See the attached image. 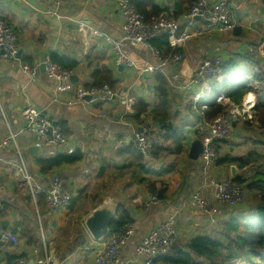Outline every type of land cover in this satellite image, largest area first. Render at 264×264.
<instances>
[{"label": "crops", "instance_id": "crops-1", "mask_svg": "<svg viewBox=\"0 0 264 264\" xmlns=\"http://www.w3.org/2000/svg\"><path fill=\"white\" fill-rule=\"evenodd\" d=\"M150 1L169 15H176L182 31L192 29L195 32L199 29L200 21L187 28L182 19L193 0ZM225 1L237 27L222 34H196L192 40L178 47L187 67H194L197 62L214 56L226 62L232 59L242 61L247 47L263 42L264 0ZM49 7V0H0V19L16 33L21 50L19 61L0 58V100L12 130L22 129L20 113L26 106H33L62 125L68 145L62 148L61 153H78L82 159L41 174L33 165L34 160L52 158L58 153V148L46 147L31 155L28 149L32 145V136L22 132L19 142L35 184L48 189L52 179L59 177L62 186L71 194L72 202L58 212H49L43 199H40L36 216L27 190L16 182L13 175L11 164L15 161L14 152L0 148V204L3 206L0 209V232L8 231L17 238L15 244L2 245L0 262L24 258L29 264H41L45 257L42 238L48 257L53 260L51 264H93L91 249L95 241L84 228V220L94 209L112 199L118 201L115 220L118 210L123 207L136 227L134 236L122 249L120 264H143V260L134 254L137 244L149 230L170 217L174 220L178 240L184 243L196 236L220 231L222 225L233 218L243 222L250 217L249 192L244 189L245 184H240L244 199L238 213L234 209L218 206L212 220L189 205V200L194 194L212 199L214 190L210 181L231 180L232 166L236 168V177L250 178L264 154V139L256 119L255 125L238 124L228 139L216 144L218 160L226 157L241 158L242 161L218 163L208 174H203L199 159L190 160L188 154L192 143L198 141L193 127L200 119H205V111L194 110L188 105L190 96L180 90L185 81L180 66L169 64L158 67L152 74L151 83L143 87L136 71L115 66L114 57L102 40L80 32L82 22L86 27L119 39L122 20L113 0H64L59 11L60 19L47 14ZM123 51L137 66H157L148 49L125 44ZM52 55L77 64L72 70L76 78L70 82L72 88L92 84V75L98 67H105L114 82L112 100L93 104L64 102V99L72 97L71 90L59 91L58 84L40 71L43 61ZM23 61L38 67L36 82L31 83L20 71L19 64ZM242 66L246 68L244 77L252 75L253 66ZM158 75L166 79L170 88L169 124L175 131L173 135L180 138V152L175 153V143L169 140L168 153L158 162L152 160L145 165L133 156V152L137 153L133 135L148 120L144 125L134 121L133 106L136 98L142 99L148 106L156 103L152 85ZM221 94L224 95V92L211 91L204 102L208 106L209 99L215 100ZM244 96L245 93L241 98ZM157 132L159 136L162 134ZM6 134V125L0 118V141ZM171 158H176V162ZM177 158L180 161L185 159L187 163ZM151 194H156L159 202L146 206ZM154 264L169 263L157 260Z\"/></svg>", "mask_w": 264, "mask_h": 264}, {"label": "built area", "instance_id": "built-area-1", "mask_svg": "<svg viewBox=\"0 0 264 264\" xmlns=\"http://www.w3.org/2000/svg\"><path fill=\"white\" fill-rule=\"evenodd\" d=\"M21 1V0H16ZM64 0H49L50 8L47 13L60 18V7ZM118 14L121 17V37L115 39L103 32L91 31V36L102 40L109 48L114 57L116 67H123L127 70H134L142 86L145 87L150 81V74L154 67H138L134 61L129 58L123 51L125 44L131 46H141L148 49L153 58L157 61L158 66L163 67L169 64H177L180 66L181 74L187 72L188 68L180 53L174 54L170 59L162 61L160 53L157 49L150 45V42L158 37L162 32L167 33V43L170 47H180L187 41L192 40L194 35H206L211 32L227 33L233 31L236 27V21L232 15L230 6L225 0H193L186 8V12L182 19L186 23L187 28H191L196 21H200V26L197 31L183 30L178 34L180 22L174 19H169L163 15L152 16L146 19L142 14L136 11L130 0H113ZM53 16V17H54ZM80 30L83 32V25L80 24ZM19 51L18 39L16 33L9 28L2 19H0V58L4 61H16ZM246 53L251 57H259L264 59V40L257 46L246 48ZM44 69L47 76L62 85L69 83V78L72 71L63 68L49 59L43 61ZM224 60L214 56L195 64L191 74L187 73L184 83L180 86V90L184 95L190 96L191 107L194 110L204 112L207 109V95L212 90L213 83H221L225 79L222 71ZM260 69L259 66H257ZM20 71L26 75L31 83L37 81L38 67L31 66L25 62L19 64ZM249 82V91L238 103H234L230 98L221 94L216 99V104L224 108V112L215 117L212 121L200 119L193 127V131L199 138L202 145L201 152L198 156L200 171L203 174H208L216 165L219 158L217 151V143L226 140L231 136L234 123L249 122L256 124L255 116L252 120V108L257 99L256 86H263L264 83H259L252 75L245 77ZM59 91L71 90L73 93L69 99H64L68 104H93L103 101L112 100L114 93L110 85L102 82L99 85L84 88L77 86L57 87ZM66 89V90H65ZM85 97H89L85 101ZM203 102L204 105L196 106V103ZM227 106L226 108L224 106ZM106 116L105 113H102ZM23 121V127L19 131H14L10 128L6 119L4 105L0 100V118L6 125L7 134L0 141V148L11 149L15 154V161L11 164V169L16 182L23 186L28 193L30 203L33 205L36 216L38 215V197L44 196L45 205L49 212H58L66 208L71 199L70 192L61 184L59 177L52 179L48 189L35 184L32 175L29 171L22 145L19 142V137L22 132L30 133L32 136V145L43 149L46 147L64 148L67 147L68 141L64 136L60 125L50 119L43 111L36 109L33 106H26L20 113ZM201 118V117H200ZM155 134L148 125L141 126L134 133V148L142 157L145 164H149L151 160V149L154 143ZM213 188V198H206L199 194H194L189 200V205L199 209L213 220L218 212V206H225L230 209L237 208L243 199V191L240 186L231 182V180L210 181ZM158 197L156 194H151L147 198L146 206L156 205ZM0 209L3 206L0 204ZM38 220V218H37ZM41 229V224H39ZM136 227L134 223H128L122 226L117 231L108 234L103 240L95 242L92 247L93 264H120L121 252L127 241L135 234ZM177 230L173 218H168L164 222L149 230L137 244L134 254L136 258H141L143 264H154L161 257H170L172 255V247L177 241ZM44 260L41 264H51L53 260L48 257V250L43 239ZM17 242L16 236L8 231L0 232V248L4 244ZM0 264H29L24 258H18L11 262H0Z\"/></svg>", "mask_w": 264, "mask_h": 264}, {"label": "trees", "instance_id": "trees-1", "mask_svg": "<svg viewBox=\"0 0 264 264\" xmlns=\"http://www.w3.org/2000/svg\"><path fill=\"white\" fill-rule=\"evenodd\" d=\"M130 2L136 11L146 19L158 15H163L169 19L176 17V15L171 16L159 9L150 0H130ZM174 20H177V17ZM180 32H182L181 28H179L178 34ZM150 45L159 51L162 61L170 59L176 53H180L178 47L172 48L169 46L166 32H162L158 37L153 39ZM49 60L70 70H73L77 65L75 62L58 58L55 55L50 56ZM242 64L247 68L253 66L254 69L259 66L260 69L256 74L252 72V76L259 83H264V59L251 57L245 51L242 55V61H235L234 59L228 62L224 61L222 71L225 79L221 83H213L211 91L214 93L224 92L225 96L230 98L234 103H238L241 100V95L249 91L248 86L250 84L244 77L246 76V68L244 69ZM92 80V84L83 87L87 89L102 82L108 83L111 87L114 84L111 73L103 66L98 67V70L92 75ZM153 80L152 88L156 92V103L148 106L142 99L136 98L132 119L140 125H144L147 120H150L154 125H158V131L162 134L156 137V142L152 149V160L158 162L162 156L168 153L170 145L168 146L167 143L169 140L175 143L176 147L174 146L173 148L175 153L180 152V138L177 135H173L175 131L172 125L169 126L171 118L168 113L170 90L168 83L162 75L156 76ZM256 94V121L264 139V84ZM223 112L224 108L216 104L215 100L211 98L204 113L205 119L212 121ZM243 123L249 122L245 121ZM238 124L242 123H234L233 127H237ZM133 156L135 158L138 157V162H141V156L138 153L133 152ZM81 159L82 156L78 153L70 155L57 153L52 158L35 159L33 165L41 174H46L58 166L73 164ZM241 161V158L229 159L224 157L222 160H217L216 164H230ZM231 182L238 186L245 184L244 189L249 192V211L251 216L243 219V222H239L236 218H233L222 225L220 231L211 233L210 235L196 236L186 243L177 239L172 247V255L170 257H161L157 260H163L169 264H264V154L260 157L259 164L256 165V169L248 180L236 177L232 178ZM40 199H43L45 202L44 196L40 195L38 197V206ZM243 199L241 204L237 208H234L236 213L241 212L240 208L243 207ZM71 202L70 199L69 203ZM132 221L130 215L121 207L118 210L117 219L109 226V234L128 223H133Z\"/></svg>", "mask_w": 264, "mask_h": 264}, {"label": "water", "instance_id": "water-1", "mask_svg": "<svg viewBox=\"0 0 264 264\" xmlns=\"http://www.w3.org/2000/svg\"><path fill=\"white\" fill-rule=\"evenodd\" d=\"M21 56V50L17 53V59ZM40 71H44V65L42 64L40 67ZM174 74V73H173ZM76 79L74 76L70 77V81ZM90 98L85 97V101H88ZM170 125V124H169ZM155 127L158 128V125L155 124ZM202 145L200 142L195 141L192 143L189 151L190 160L196 161L200 152ZM42 149L30 147L28 149V153L31 155H36ZM62 152V148H58V153ZM230 175L232 178H236V168L230 167ZM118 201L116 199H112L111 201L105 203L104 205L97 207L94 209L84 220V228L89 234L90 238L95 242H99L103 240L109 234V226L112 222L115 221L116 216V208ZM15 231H13V234Z\"/></svg>", "mask_w": 264, "mask_h": 264}, {"label": "rangeland", "instance_id": "rangeland-1", "mask_svg": "<svg viewBox=\"0 0 264 264\" xmlns=\"http://www.w3.org/2000/svg\"><path fill=\"white\" fill-rule=\"evenodd\" d=\"M64 2V1H63ZM48 15L49 14H51V13H47ZM49 16H51V15H49ZM54 16V15H53ZM52 16V17H53ZM55 17V16H54ZM60 18H61V16H60ZM59 18V19H60ZM80 24L81 25H83V28H84V31L82 32L81 30H80V32H82L81 34H86V35H90L91 34V31H99V30H97V29H94V28H90V27H86L82 22H80ZM99 32H101V31H99ZM18 39V38H17ZM188 42V41H187ZM183 46V45H182ZM181 47V46H180ZM20 50V49H19ZM146 66H151V67H154V70H153V72L150 74V81L146 84V85H148V84H150L151 83V81H152V74L157 70V68L158 67H160V66H158V63H157V66H153V65H141V66H138V67H146ZM193 68L194 67H190L189 66V68H188V71L187 72H183L182 73V75L184 76V77H186V78H188L187 77V73L188 74H191L192 73V71H193ZM259 69H258V67H256L255 69H254V71H253V73L254 74H256V72L258 71ZM72 71V70H71ZM44 73H45V75L47 76V73H46V71H45V69H44ZM136 74H137V72H136ZM74 74H73V71H72V73H71V76H73ZM70 76V77H71ZM47 78L48 79H51V78H49L48 76H47ZM51 80H53V81H55L58 85H57V87L59 88V87H62V86H66V87H68V86H70V84H72V83H70L71 81H70V78H69V83H67L66 85H62L61 84V82H58V81H56V80H54V79H51ZM142 82V81H141ZM143 83V82H142ZM111 87V86H110ZM257 87V92H259V90L261 89V87L262 86H256ZM66 90V89H65ZM61 92H63V91H61ZM114 93V92H113ZM246 94V93H245ZM256 96H257V94H256ZM190 99V98H189ZM189 99H188V105H192V103L193 102H191V104H190V102H189ZM130 105H131V103H130ZM196 106H198V107H200V105H204V103L203 102H198V103H196L195 104ZM256 105H257V100H255V104H254V107L251 109L252 110V120H254V116H255V119H256V111H255V107H256ZM128 107L130 108V106L128 105ZM208 107V106H207ZM225 108L227 107L226 105L224 106ZM146 125H148V126H150V128L152 129V132L155 134V137H154V143H153V146H154V144H155V142H156V137H158V128H156L155 127V125L154 124H152V122L150 121V120H148V123L146 124ZM140 129V128H139ZM197 137V136H196ZM199 142H200V140H199V138L197 137L196 138ZM133 145H134V139H133ZM153 146H152V149H153ZM152 149H151V160H150V162H152ZM217 149V148H216ZM218 151V150H217ZM219 152V151H218ZM173 161H175L176 162V158L174 159V158H171ZM178 160H179V158H177ZM219 159V158H218ZM180 161V160H179ZM180 162H183V163H187V161L185 160V159H183V161H180ZM141 163H143V164H145L144 162H143V160H142V157H141ZM150 164V163H149ZM145 165H148V164H145ZM216 166V165H215ZM214 166V167H215ZM214 167H213V169H214ZM157 204H158V202H157ZM156 204V205H157ZM236 264H239V263H236Z\"/></svg>", "mask_w": 264, "mask_h": 264}]
</instances>
